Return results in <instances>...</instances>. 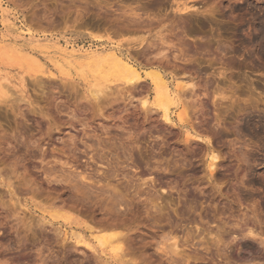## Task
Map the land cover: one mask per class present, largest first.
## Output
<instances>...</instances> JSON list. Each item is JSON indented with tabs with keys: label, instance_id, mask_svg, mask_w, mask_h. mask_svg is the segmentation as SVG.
Listing matches in <instances>:
<instances>
[{
	"label": "rangeland",
	"instance_id": "obj_1",
	"mask_svg": "<svg viewBox=\"0 0 264 264\" xmlns=\"http://www.w3.org/2000/svg\"><path fill=\"white\" fill-rule=\"evenodd\" d=\"M263 10L264 0H0V264H264V36L255 40ZM111 48L180 86L173 122L154 107L149 78L134 87L109 74L110 59L85 55ZM195 133L221 156L215 177L208 142ZM69 171L102 182L88 177L96 187L85 190L64 179ZM145 181L161 195L162 220L133 197ZM104 184L127 193L120 212L100 195L111 189ZM246 209L258 215L259 237L227 226L225 253L196 246L209 238L204 227ZM170 227L184 260L155 245ZM75 231L94 247L77 244ZM106 231L127 232L128 257L96 245Z\"/></svg>",
	"mask_w": 264,
	"mask_h": 264
},
{
	"label": "bare ground",
	"instance_id": "obj_2",
	"mask_svg": "<svg viewBox=\"0 0 264 264\" xmlns=\"http://www.w3.org/2000/svg\"><path fill=\"white\" fill-rule=\"evenodd\" d=\"M179 7V6H178ZM188 7H191V6H188ZM184 9V8H183ZM4 10V9H3ZM262 10V9H261ZM134 11V10H133ZM207 11V10H206ZM264 11V10H263ZM133 13V12H132ZM130 15V14H129ZM136 15V14H135ZM7 16V17H6ZM137 16V15H136ZM5 17L6 18H8V14H5ZM181 17V16H180ZM5 18V20H4V24L6 25V24H8L9 23V18L8 19H6ZM11 18V17H10ZM135 18V17H134ZM144 18V17H143ZM136 19V18H135ZM150 19V18H149ZM140 20V19H139ZM138 20V21H139ZM137 21V22H138ZM150 21V20H149ZM152 21H153V19H152ZM136 23V22H135ZM142 25V24H141ZM257 37H256V39L255 40H257V42L260 40V39H262L261 37L262 36H264V17L260 20V23H259V25L257 26ZM4 35V34H3ZM26 37V36H25ZM30 37V36H29ZM33 38H35V37H31L30 39H32V41H35V40H33ZM253 39V38H252ZM253 41H254V39H253ZM247 44V43H246ZM11 48V47H10ZM35 48V47H34ZM14 49H16V51L19 53V54H23V53H26L25 51H24V49L23 48H21L20 47V45H19V47L18 48H14ZM40 49V48H39ZM42 49V48H41ZM43 50V49H42ZM41 50V51H42ZM164 50V49H163ZM64 51H66V53L67 54H69L70 56H72V55H74V52L76 51H67V50H65L64 49ZM79 51V50H78ZM77 51V52H78ZM80 52V51H79ZM30 53V52H29ZM158 53V52H157ZM160 53V52H159ZM158 53V54H159ZM157 54V55H158ZM6 55V45H1L0 46V61H3V59H4V56ZM31 55V54H30ZM85 55H88L90 58H93L94 60H98V62H99V60L100 61H104V60H111L112 62H113V68H112V70H110V69H108L107 71H109L110 73L109 74H112L113 75V73L115 74V75H117L118 77H120V78H122L123 80H124V82L125 83H128L129 85H132V86H134L135 87V85L136 84H138V82L140 83V81H141V79L143 78V77H146V78H149L150 79V82L152 83V86H153V90L155 91V95H154V99H153V105H154V107H158L159 108V111H161V114L160 115H162V117L164 118V120L166 121V122H173L175 119H173V115H172V107H171V105H173V104H176L177 103V105H180V103H182V100H181V97L183 98V96L182 95H180V93H181V91L179 92L178 90H177V88L179 87L180 88V86H178V84H176L177 86H175V88L174 87H172V83H170L169 82V78H168V76L166 75V74H164L163 73V71H161L158 67L157 68H150V69H144V70H142V67H140L137 63H135L128 55H125V54H123L122 52H120V51H118V49L116 48H111V49H106V50H98V49H93V50H88L86 53H85ZM133 55V54H132ZM9 56V55H8ZM36 57V56H35ZM37 60V59H36ZM65 60V59H64ZM109 60V61H110ZM67 61V60H66ZM37 64H38V66H40L41 64L39 63V60H37ZM57 62V61H56ZM63 62V61H62ZM97 62V61H96ZM42 63V62H41ZM59 63H61V62H57L56 64L57 65H59ZM55 64V65H56ZM112 64V63H111ZM44 65V64H43ZM97 66H98V64H96ZM100 65V64H99ZM104 67V66H103ZM108 67V66H107ZM112 67V66H111ZM41 68V67H40ZM39 68V70H41ZM104 68H106V67H104ZM60 69V68H59ZM96 69V68H95ZM95 71H97V69L96 70H94V72ZM105 71V70H104ZM101 72V71H100ZM104 73H106V72H104ZM108 74V75H109ZM102 77V76H101ZM43 79V78H42ZM44 81V80H43ZM35 82V81H34ZM105 82V81H104ZM40 83V82H39ZM101 83V82H100ZM103 83V82H102ZM177 83H178V81H177ZM6 84V83H5ZM120 85V84H119ZM183 85V84H182ZM4 86V85H3ZM7 86V85H6ZM104 86V85H103ZM131 86V88H134V87H132ZM182 87H185L184 85L182 86ZM10 88V87H9ZM8 88V89H9ZM106 89L105 88V86L104 87H100V89H96L95 90V88L93 89V90H95V94H99V93H101L102 91H104L105 92V90H102V89ZM110 88V87H109ZM11 89V88H10ZM108 89V88H107ZM147 89V88H146ZM185 89V91H186V88H184ZM187 89H188V87H187ZM92 90V91H93ZM143 90V89H142ZM144 90H145V88H144ZM143 90V91H144ZM5 91V90H4ZM10 91V90H9ZM154 91H153V93H154ZM6 93H8V92H6ZM142 93V92H141ZM197 93V92H196ZM93 94V93H92ZM145 94V93H144ZM147 94V93H146ZM183 94V93H182ZM219 94H221V93H219ZM148 96V95H147ZM216 96H217V94H216ZM229 96V95H228ZM223 97V96H222ZM227 97V96H226ZM98 98V97H97ZM147 98V97H146ZM99 99H100V97H99ZM219 99V98H218ZM227 99V98H226ZM232 100H233V98H231ZM150 100V98L149 99H145L144 101H143V105L144 106H146L147 107V104L150 102L149 101ZM222 101V100H221ZM150 107V106H149ZM148 107V108H149ZM154 107H151V108H153L154 109ZM146 109V108H145ZM155 110H156V108H155ZM188 111V109L187 108H185V105H184V107L182 106V111L180 110V113H179V116H180V120H182L183 121V118L182 117H184V115H186L187 114V111ZM147 111H149V109H147ZM152 111H154V110H152ZM156 112H158V111H156ZM149 113V112H148ZM158 114V113H157ZM144 115V114H143ZM187 117H188V114H187ZM145 118V117H144ZM179 118V117H178ZM184 119H185V117H184ZM187 119V118H186ZM148 121V120H147ZM185 121V120H184ZM254 122V121H253ZM85 125V124H84ZM251 126V125H250ZM258 127V126H257ZM262 127V126H261ZM200 130H202V129H200ZM205 130V129H204ZM251 130V129H250ZM129 131V130H128ZM197 131V130H196ZM203 132V131H202ZM205 132H207V130L205 131ZM106 133V132H105ZM190 133V132H189ZM188 133V134H189ZM199 133V132H198ZM198 133H195L194 135H195V138L196 139H201V140H206L207 142H208V145H207V150H208V157H209V161H208V164H207V168L209 169V172H210V174H211V176H214L215 175V172L217 171L216 170V168L219 166L218 164L220 163V154L219 153H217L216 151H215V149L212 147V146H210V139L209 138H206L207 136H205L204 137V135H202V134H198ZM201 133V132H200ZM191 134V133H190ZM205 134V133H204ZM256 135V134H255ZM109 137V136H108ZM104 140V139H103ZM124 140V139H123ZM102 141V140H101ZM100 141V143H101V145H102V142ZM120 141V140H119ZM131 141V140H130ZM110 142V141H109ZM206 142V143H207ZM100 143H99V145H100ZM104 143V142H103ZM112 144H114V143H112ZM132 144H133V142H132ZM136 144V143H135ZM88 145H90V144H88ZM104 145V144H103ZM120 145V144H119ZM122 145V144H121ZM137 145V144H136ZM91 146V145H90ZM90 146H88V147H90ZM113 146H115V145H113ZM112 146V147H113ZM129 146V145H128ZM97 147V146H96ZM99 147V146H98ZM117 147V146H116ZM126 147V146H125ZM124 148V147H123ZM127 148V147H126ZM100 150H98V148L96 149L95 148V150H97V151H93V152H97V153H99V151L101 152V156H99L101 159V162L103 161L102 159H104L103 158V156L104 155H102L104 152H107L106 150L102 153V151L101 150H103V148H99ZM104 149H105V146H104ZM116 149V148H115ZM126 150V149H125ZM90 152V153H93V152ZM202 151V150H201ZM108 152H109V150H108ZM131 152V151H130ZM97 153H93V155L91 154V157H93L94 155H97V157H98V154ZM119 153V152H118ZM117 153V154H118ZM133 153V152H132ZM131 153V154H132ZM105 154V153H104ZM107 154V153H106ZM90 155V154H89ZM116 155V154H115ZM110 157V156H109ZM93 158H95V157H93ZM106 158V157H105ZM114 158V157H113ZM91 159V158H90ZM109 160V159H108ZM107 160V161H108ZM115 160V159H114ZM110 161V160H109ZM121 161V160H120ZM104 162H106V159L104 160ZM103 163V162H102ZM109 163L110 162H108V165H109ZM104 164V163H103ZM116 165H118V164H116ZM110 166V165H109ZM125 166V165H124ZM131 166V165H130ZM111 167H112V164H111ZM118 167V166H117ZM123 167V166H122ZM128 167V166H127ZM108 168H110V167H108ZM126 168V167H125ZM72 169V168H71ZM114 169H115V166H114ZM98 170H100V169H98ZM103 170V169H102ZM112 170V169H111ZM216 170V171H215ZM76 171V170H75ZM116 171V170H115ZM70 172V171H69ZM72 172L73 171H71L70 172V174L68 173V175H69V177H67V178H64V179H67L68 180V178L70 179V181L71 182H75V186H80V187H82V189L84 188L85 190L86 189H93V187L92 186H94V187H96V184L94 185V184H92V183H94L93 181L91 182V180H92V178L94 177L93 175L92 176H90L92 173H90V174H87V173H84V172H78V173H74V176H71V178H73V179H71L70 178V175H73L72 174ZM86 172V171H85ZM86 174V175H84V174ZM103 173H105V172H103ZM124 173V172H123ZM105 174H107V173H105ZM110 175H111V173H109ZM113 174V173H112ZM89 175V176H88ZM127 175V174H126ZM217 175V174H216ZM65 177L67 176V175H64ZM119 176V175H118ZM123 176V175H122ZM60 177V176H59ZM62 177V176H61ZM80 177V179H78ZM91 179H89V178ZM103 177H105V175L103 176ZM113 177H114V174H113ZM134 177V176H133ZM215 177V176H214ZM63 178H62V180H63ZM99 178V177H98ZM107 178V177H106ZM95 178H93V180H94ZM130 179H132V178H130ZM87 180H90V183H89V181L88 182H85V181H87ZM96 180H97V182H96ZM96 180H94L96 183H98V185H100L99 184V182L101 181V179L99 180V179H96ZM105 180V179H104ZM142 180V179H141ZM61 181V180H60ZM66 181V180H65ZM69 181V180H68ZM112 181V180H111ZM118 181V180H117ZM129 181H131V180H129ZM135 181V180H134ZM144 181V180H143ZM70 182V183H71ZM102 182V181H101ZM105 182V181H104ZM119 182V181H118ZM125 182H126V180H125ZM133 182V181H132ZM106 183H108V182H106ZM111 183V182H110ZM110 183H109V185H110ZM144 183V182H143ZM177 183V182H176ZM128 184V183H127ZM130 184V183H129ZM137 183L135 182V184L134 185H136ZM138 184H140V183H138ZM137 184V185H138ZM105 185V184H104ZM108 185V184H107ZM107 185H105V186H107ZM108 185V186H109ZM112 185V184H111ZM132 185V184H131ZM130 185V186H131ZM145 185H147L145 188H143V191L141 192L140 190L138 191L137 189H138V187H136L135 189V191H133V197L134 198H136V199H138V200H140L141 201V199H143L142 200V202L143 203H145V204H147V206L149 207L148 209L150 210V214H152L151 216L152 217H154L155 219H161L162 218V216H163V205L161 204V203H159L158 202V200H159V198H160V194L158 195V191L155 189V185L153 184V185H150L148 182H146L145 181ZM74 186V185H73ZM104 186V187H105ZM108 186H107V188H108ZM112 186H114V184L112 185ZM112 186H109L112 190L115 188V190H116V185H115V187H113L112 188ZM140 186H142V185H139V188H140ZM128 188H129V185L127 186ZM133 187V185L131 186V188ZM135 187V186H134ZM133 187V188H134ZM102 188V187H101ZM101 188H99L101 191V193H103V194H100L99 192V194L100 195H106V196H104V197H107V200H108V198L111 200V202L112 203H115V204H113L114 205V209H115V211L117 210L116 208H118V207H116L115 208V206H119V208H118V211H119V209L121 208L120 206L124 203V201L126 202V200H124V199H126V198H123V197H125V196H123V195H126L127 193H123V192H119V191H121V190H119L118 188V190H116V192H115V190H111V189H107L106 187V189L107 190H104V189H101ZM127 188V189H128ZM90 190H88V191H90ZM97 190V189H96ZM164 190H165V188H164ZM124 191V190H123ZM129 191V190H128ZM137 191V192H136ZM135 192V193H134ZM85 193H86V191H85ZM88 193V192H87ZM90 193L92 194V192L90 191ZM94 193V192H93ZM97 193V192H96ZM97 193V194H98ZM90 194V195H91ZM96 194V195H97ZM98 194V195H99ZM123 194V195H122ZM95 195V196H96ZM88 196V195H87ZM127 196V195H126ZM130 196V195H129ZM97 198V197H96ZM122 198H123V200H122ZM98 200V199H97ZM104 200V199H103ZM105 200H106V198H105ZM109 200V201H110ZM130 201L131 200H129V202H128V200H127V202L126 203H130ZM135 201V200H134ZM100 202H102V201H100ZM105 202V201H104ZM111 202H110V204H111ZM135 202H137V201H135ZM109 203V202H108ZM104 204V203H103ZM133 204H134V202H133ZM170 204V203H169ZM241 204H243V203H241ZM105 205V204H104ZM112 205V204H111ZM125 205V204H124ZM168 205V204H167ZM107 206H109V205H107ZM132 206V205H131ZM129 207V206H128ZM110 208V207H109ZM250 209V208H249ZM255 210H256V208H254ZM112 210V209H111ZM125 210H126V208H125ZM148 210V211H149ZM122 211H124L123 209H122ZM248 211H250V210H248ZM247 211V209H246V211H244L243 210V213H241V215L240 216H237L238 214L236 213V216H237V218H227V219H223L222 217H220V219H221V221H220V223H218L217 225H215V227H209V228H205L204 227V230H203V232L202 233H204V232H206V235L207 236H209V238H207V237H205V236H202V237H200V239H198V240H200V241H195L194 243L195 244H197L196 246H203L204 247V249L205 248H209V247H215V249H216V251H217V253H225L224 252V250H226V247L228 246V242H227V240L225 239V237L229 234V232L230 233H232L233 231V234L235 233H240V234H242V235H252V236H257V237H259V232H257V228H256V226H257V218H258V215L257 214H255V211H253V213L251 214L250 212H248ZM120 212V211H119ZM118 212V213H119ZM125 212V211H124ZM123 212V213H124ZM252 212V211H251ZM54 213V212H53ZM112 213V212H111ZM117 213V214H118ZM148 213V212H147ZM230 213V212H229ZM52 214V213H51ZM56 214V213H55ZM121 214V213H120ZM149 214V213H148ZM235 214V213H234ZM112 215V214H111ZM253 215V216H252ZM255 215V216H254ZM57 216V219L60 217V216H58V215H56ZM231 216V215H230ZM55 217V216H54ZM233 217V216H232ZM257 217V218H256ZM255 218V219H254ZM202 219V218H201ZM162 220V219H161ZM259 220V219H258ZM202 221V220H201ZM159 222V221H158ZM209 221L207 220V222L206 223H208ZM260 222V221H259ZM262 223H263V220H262ZM114 225H116V224H114L113 223V225L112 226H114ZM259 225V224H258ZM263 225V224H262ZM106 226V225H105ZM119 226V224H117V227ZM227 226L228 227H232L233 228V231L231 232L230 230H229V232L227 231ZM89 227V226H88ZM104 227V226H103ZM106 227H108V226H106ZM106 227H104L105 229H106ZM111 227V226H110ZM109 228V227H108ZM163 228V227H162ZM174 228L175 227H173V229H171V227L169 228L170 230L169 231H167L166 229H164V230H166L167 231V233L165 232V234H162V232L160 233V238L162 237V239H160L159 237V239L157 238H155V240L156 241H154L155 242V245L157 246V247H159V248H161L162 249V251H165V252H168V254L170 253V256H172V254L173 255H176V256H178L179 255V257H176V258H181V259H183V258H185V257H183L184 256V254L182 253V249H179L180 248V241H179V239H178V236H176V235H173L176 231H174ZM227 228V229H226ZM232 228H230V229H232ZM93 229V227H91L90 228V230H92ZM157 229V228H156ZM160 229V228H159ZM93 231V230H92ZM116 231V230H115ZM115 231H113V232H107L106 231V233H103V234H101V233H99V234H95L94 235V240L93 241H96V245H99V246H101L102 248H107V247H109L110 249L109 250H111L112 252H113V255H115V256H118L117 258L119 259V257L122 259V258H126V256H127V253H129V252H127L126 250H128L127 248H125V244H126V242L125 241H127V240H129L127 237V232L126 233H123L122 231L121 232H115ZM174 231V232H173ZM261 231V230H260ZM67 232V231H66ZM130 233V232H129ZM173 233V234H172ZM190 232L188 231L187 232V237L189 236L188 234H189ZM261 233H262V231H261ZM67 234V233H66ZM66 234H65V236H66ZM162 234V235H161ZM72 235L75 237V240H76V242H77V244H85V245H87L88 247H94L93 245L94 244H92L91 243V241H89V240H87V238H86V236L83 234V233H81V232H78V231H75V232H73L72 233ZM131 235V234H130ZM230 235H232V234H230ZM237 235V234H236ZM239 235V234H238ZM237 237V236H236ZM247 237V236H246ZM206 238V239H205ZM227 238V237H226ZM195 239H197L196 237H195ZM257 239V238H256ZM260 239H262V238H260ZM259 239V240H260ZM262 240H264V239H262ZM261 240V242H263ZM186 241H187V239H186ZM130 242V241H129ZM153 242V241H152ZM153 242V243H154ZM193 243V244H194ZM263 244V243H262ZM103 249V250H104ZM107 250V249H106ZM219 251V252H218ZM223 251V252H222ZM165 252H164V254H165ZM182 253V254H181ZM227 253V252H226ZM106 254V253H105ZM220 255V254H219ZM221 255H224V254H221ZM226 255V254H225ZM182 256V257H181ZM128 257V256H127ZM175 257V256H174ZM228 257V256H227ZM171 259H173L172 257H171ZM120 260V259H119ZM131 260V259H130ZM175 260V259H174ZM178 260V259H177ZM184 260V259H183ZM227 260V259H226ZM230 260H232V259H230ZM227 261H229V260H227ZM236 261V260H235ZM234 261V264H245V263H239V262H235ZM225 262V261H224ZM136 263V262H135ZM227 263H229V262H227ZM227 263H225V264H227ZM249 263V262H248ZM133 264V263H132ZM230 264V263H229ZM232 264V263H231Z\"/></svg>",
	"mask_w": 264,
	"mask_h": 264
}]
</instances>
